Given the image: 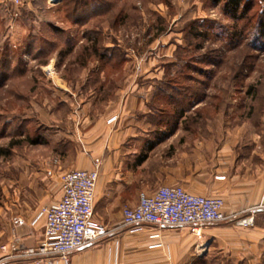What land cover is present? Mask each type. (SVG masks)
<instances>
[{"label":"rangeland","instance_id":"374dc122","mask_svg":"<svg viewBox=\"0 0 264 264\" xmlns=\"http://www.w3.org/2000/svg\"><path fill=\"white\" fill-rule=\"evenodd\" d=\"M89 1L0 0V147L25 133L43 142L0 157V222L27 210L21 200L34 204L37 158L72 159L85 102L101 112L132 93L152 100L169 71L181 68L177 75L191 78L182 86L202 96L190 108L200 103L206 115L264 131V0H244L250 9L235 18L212 0ZM192 64L197 73L185 68Z\"/></svg>","mask_w":264,"mask_h":264},{"label":"crops","instance_id":"0c3cea01","mask_svg":"<svg viewBox=\"0 0 264 264\" xmlns=\"http://www.w3.org/2000/svg\"><path fill=\"white\" fill-rule=\"evenodd\" d=\"M151 97L132 93L101 112L95 103L85 102L81 127L75 128L80 145L72 159L54 164L53 159L37 158L34 177L41 186L34 191V204L21 200L18 207L27 210L0 222V246L35 248L43 240L44 219L39 213L59 201L61 176L92 170L97 159L92 221L110 234L72 253L67 261L51 256L13 258L0 264H264V226L235 225L236 220L264 215L262 124L229 125L227 114L206 115L200 103L176 120L166 119L150 107ZM67 137V142H74ZM162 186L218 197L229 219L202 226L199 237L186 228H120L122 208L135 206L140 193L151 195ZM25 212L31 215L24 217Z\"/></svg>","mask_w":264,"mask_h":264},{"label":"built area","instance_id":"2783aa9c","mask_svg":"<svg viewBox=\"0 0 264 264\" xmlns=\"http://www.w3.org/2000/svg\"><path fill=\"white\" fill-rule=\"evenodd\" d=\"M18 4L19 0H12ZM99 160L92 170H72L61 176V197L58 202L41 209L44 219L43 240L35 248L0 247V262L9 259L58 256L62 260L99 240L110 231L95 224L93 202L98 182ZM223 201L218 197L195 196L180 186H162L153 194L140 193L137 204L121 210L120 228L131 229L142 225L156 228H187L200 236V228L207 224L223 223L229 219L223 213ZM264 226V215L249 216L235 221L244 228ZM16 224L21 225V221ZM201 250H204L201 248ZM16 253V254H15ZM15 254V255H13Z\"/></svg>","mask_w":264,"mask_h":264},{"label":"trees","instance_id":"16d2710c","mask_svg":"<svg viewBox=\"0 0 264 264\" xmlns=\"http://www.w3.org/2000/svg\"><path fill=\"white\" fill-rule=\"evenodd\" d=\"M216 3L224 2V12L229 13L231 17H236L237 14L241 11H249L250 4H247L244 2V0H212ZM94 2H98L95 0H90L88 4L95 5ZM103 3H100L102 5ZM105 5V3H104ZM258 30L260 33V36L262 40H264V17L259 21L258 24ZM96 37L94 38V40ZM92 52L90 56H96L99 54L98 49L95 47V41H93V46H91ZM89 51V50H88ZM105 56L101 54L99 56V59H101V65H105L107 61H103ZM188 64V63H186ZM195 65V64H194ZM185 68H187L190 71H195V66L192 65H185ZM171 69V67H170ZM181 68L177 69L179 72V75L182 73ZM176 71V76L174 75L173 71H169L164 74V78L158 88L154 91L153 98L150 103V107L159 112L160 114H164L166 119L168 116H170L171 120L175 118V120L179 117H181L186 111L189 110L191 107V103L201 102L202 96L198 94V92L194 94H188L186 88H184L183 81L191 80L188 76H178V72ZM183 71V70H182ZM195 73H197L195 71ZM199 74H201V70L198 71ZM196 81V79H195ZM199 85H204V82L202 80H198ZM189 104V105H188ZM167 112V113H163ZM171 113V114H170ZM20 134V133H19ZM24 132H21V135H23ZM24 135V140L22 141H14L11 142L6 149L0 147V157H7L10 154L11 149H14L16 147H19L23 143H27L28 145L34 146L37 144H43L40 140H33L27 136V133Z\"/></svg>","mask_w":264,"mask_h":264},{"label":"bare ground","instance_id":"6f19581e","mask_svg":"<svg viewBox=\"0 0 264 264\" xmlns=\"http://www.w3.org/2000/svg\"><path fill=\"white\" fill-rule=\"evenodd\" d=\"M49 3H58L59 0H47Z\"/></svg>","mask_w":264,"mask_h":264}]
</instances>
